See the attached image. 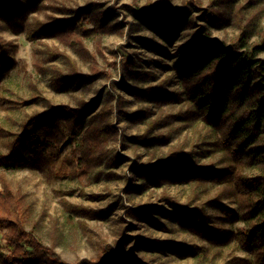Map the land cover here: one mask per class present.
Returning <instances> with one entry per match:
<instances>
[{
	"label": "rangeland",
	"instance_id": "1",
	"mask_svg": "<svg viewBox=\"0 0 264 264\" xmlns=\"http://www.w3.org/2000/svg\"><path fill=\"white\" fill-rule=\"evenodd\" d=\"M17 1L25 4L18 12L25 14L30 24L37 20L49 22L53 17L67 18L77 8L99 3L103 10L115 13L111 22L116 20L122 32L89 34L81 38L79 44L86 49L81 50L79 44L72 45L75 41L72 39L42 37L29 40L27 32H15L8 23L0 21L2 153L7 151L9 135L20 132L28 116L42 112L49 105L76 107L81 101L90 103L99 98L97 111L103 108L112 88L106 78H93L69 90L54 85L55 70L70 73L68 57L75 61L81 74L110 71L118 82L122 78L121 56H113L111 50L124 46L135 60L137 69L153 75L146 81L130 82L132 87L161 83L162 90L174 93V98H164L159 106L151 101L137 102L128 88L117 87L116 92L126 101L124 109L127 112L138 108H146L149 112L145 119L138 117L135 123L125 118L119 121L116 114L112 116V123L118 130V138L107 145L112 155L88 178L52 180L29 161L8 170L7 180L25 194L32 207L27 230L33 231L47 246L54 247L68 264L96 259L105 252V246L109 249L116 247L123 254L122 264H132L134 260L149 264H248L243 259L252 257L239 249L234 241L223 246L218 253L216 247L191 232L187 222H182L179 214L161 198L167 193L186 208L197 209L199 214L203 212L207 220L222 228L234 231L242 228L243 223L230 224L222 219L221 211L211 204L216 187L205 190L189 183H147L137 174L146 164L166 162L171 148L181 145L185 152L191 153L194 162L220 166V151L214 145L212 132L204 122L189 119L186 114L188 103L182 83L173 69V56L180 45L208 33L212 38L228 43L239 31L232 25L216 29L204 21L202 16L209 9L210 0H190L193 7L185 5L184 0H37L34 4L27 0ZM240 2L247 4V8L261 9L258 24L264 28V0ZM125 6L135 12L124 9ZM188 8L190 12L184 13ZM160 9H164L165 15H175L177 24L174 25L167 15H159ZM144 10L151 16H141ZM252 13L250 9L245 11L247 18ZM50 50L63 54L53 59ZM150 125H153L151 129ZM122 135L125 136V145L122 144ZM160 135L165 139H160ZM116 154L121 157L118 163L112 160ZM194 191L197 195L192 198ZM224 202L229 203L226 199ZM74 206L108 209L110 217L103 220L83 218L73 214ZM137 207L147 209L137 218H130L127 212ZM199 214L196 215L197 222L201 220ZM141 238L150 239L154 244L143 243ZM180 242L206 245L211 248L210 254L201 257L170 244Z\"/></svg>",
	"mask_w": 264,
	"mask_h": 264
},
{
	"label": "trees",
	"instance_id": "2",
	"mask_svg": "<svg viewBox=\"0 0 264 264\" xmlns=\"http://www.w3.org/2000/svg\"><path fill=\"white\" fill-rule=\"evenodd\" d=\"M27 1L29 4L37 2ZM183 3L194 6L190 0ZM240 3V0H210L209 9L202 16L216 29L230 25L237 29L238 35L230 42L212 38L208 33L180 45L173 56V69L182 83L188 103L186 114L189 119L204 122L212 132L214 145L220 151V166L194 162L191 153L185 152L181 145L171 148L166 162L146 164L137 174L147 183H189L205 190L216 187L211 204L221 211L222 219L230 224L243 223L242 228L236 231L222 228L207 220L203 212L199 214L197 209L186 208L167 193L161 198L179 214L182 222H187L191 232L216 247L218 253L223 246L234 241L239 249L252 257L244 258L246 263L264 264V28L258 24L261 9L247 8V4ZM23 5L17 0H0V21L8 23L15 32H27L29 40L42 37L72 39L75 40L72 45L76 46L89 34L122 32L116 20L111 22L115 13L103 10L99 3L77 8L67 18L53 17L49 22L37 20L35 24H30L25 14L18 12ZM124 9L135 12L130 6ZM249 9L253 13L247 18L245 11ZM183 12L187 14L190 9ZM140 14L151 16L147 10ZM159 15H165L164 9L159 10ZM167 18L177 24L175 15H167ZM81 43V50H86ZM101 49L99 51L103 54ZM111 53L121 56L122 78L118 82L110 71L81 74L70 57V73L57 69L54 74V85L63 90L86 84L93 78L108 79L112 88L102 109L97 111L99 98L90 103L81 101L76 107L49 105L42 112L28 116L20 132L9 135L6 153L0 151V264H68L54 247L47 246L38 235L27 230L32 207L25 194L7 180L8 170L29 161L52 180L88 178L112 155L107 145L118 138L112 116L116 114L118 120L125 118L135 123L138 117L145 119L149 112L146 108L127 112L124 109L126 101L116 92L117 87L128 88L140 103L151 101L160 106L164 98H174V93L162 90L161 83L132 87L130 82L146 81L153 75L138 70L124 46L111 50ZM49 54L56 59L63 53L50 50ZM159 138L165 139L161 135ZM122 144L125 145L124 135ZM120 159L116 154L112 160L118 163ZM196 195L197 191H194L192 198ZM223 199L229 203H223ZM145 209L147 207L133 208L127 214L130 218H137ZM71 211L88 219L110 217L108 209L74 206ZM198 214L201 215L199 222L196 220ZM141 239L143 243L154 244L150 239ZM170 244L201 257L209 256L211 249L186 242ZM105 247V252L96 259H82L76 264L123 263L124 256L116 247ZM132 264L149 263L134 260Z\"/></svg>",
	"mask_w": 264,
	"mask_h": 264
}]
</instances>
